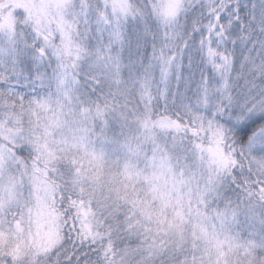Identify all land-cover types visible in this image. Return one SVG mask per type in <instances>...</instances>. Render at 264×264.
<instances>
[{"label": "snow or ice", "instance_id": "6c2138e0", "mask_svg": "<svg viewBox=\"0 0 264 264\" xmlns=\"http://www.w3.org/2000/svg\"><path fill=\"white\" fill-rule=\"evenodd\" d=\"M0 264H264V0H0Z\"/></svg>", "mask_w": 264, "mask_h": 264}]
</instances>
